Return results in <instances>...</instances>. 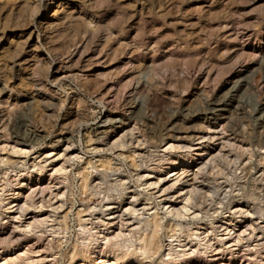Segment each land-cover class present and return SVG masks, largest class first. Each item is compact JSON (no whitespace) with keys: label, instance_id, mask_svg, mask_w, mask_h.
Instances as JSON below:
<instances>
[{"label":"rangeland","instance_id":"obj_1","mask_svg":"<svg viewBox=\"0 0 264 264\" xmlns=\"http://www.w3.org/2000/svg\"><path fill=\"white\" fill-rule=\"evenodd\" d=\"M25 1L6 0L5 2V0H0V27L6 26V28L3 29L1 27L2 29H0V55L2 53L1 50L3 51V42L11 33H14V35L10 38L12 40L19 39L18 41L21 44L24 43L22 45L23 48L25 47L24 49L28 51L29 49L31 51V48L35 45L34 41L25 39L27 38L26 35H28L29 30L35 24L22 33L19 27L13 28V25L18 23V19H21L20 16H16L23 11L22 8L24 6H22V3L25 5ZM72 1L82 6L85 10L84 12L89 14H95L96 12V15L99 14L97 12H102V8L109 6L108 10L111 11L109 16H106L107 18L105 20L101 19L103 21L98 23L102 28L105 25L104 23H107L106 21L112 18L109 21L111 22L113 20L111 23H115V25L109 23V21L106 25L109 26L108 24H110L113 31L123 28L129 38L134 33V35L137 33L140 35L142 33V37L138 36V38L139 42L142 40L144 41L142 43L145 44L141 46V49L146 54V58L143 59L144 63H147L146 68L140 74L138 71L134 72L128 62L129 57L126 55L122 56L119 58L123 61L121 63L122 65L118 67L123 66L119 71L121 75L118 73V76H115L111 80L108 74L111 75L114 71V66L118 65L116 62L117 59L110 62L103 57L100 59V64L102 65L99 63L92 64L90 70L86 73L94 74L97 71L107 73L106 77L108 76L109 81L106 78L102 89V92H107V96L104 94L103 102H99L95 95L92 96V94L88 95L86 92H81L83 99H85L84 108L80 110L84 112L83 116L80 111H75V108L69 106L71 93L69 92L67 94L65 91L67 88L66 84H70L72 87H76V85L66 74L69 75L68 72H75L77 69L82 68L85 63L95 60L90 57V52H87L78 61V56L76 57V55H73L69 59L66 58V61L65 59L60 61V58V60L57 58L52 59V55L40 46L44 51V56L50 60L48 64L50 69L46 80L48 87L65 97V107L56 113L48 108L51 103L57 101V98H54L48 90L37 89L39 88L38 85L29 84L30 87L33 86L30 88V91L34 94L38 93L41 96V102H39L38 106L45 108L42 110L43 113L38 106L35 107L29 103V100L26 98V93L0 90V200H3L4 203L3 201L2 203L5 205V209L2 208L3 206L0 207L2 214L0 215V224H8V222L14 220L15 224H18V227L21 229L25 223L32 220L31 218L34 214L41 218L46 216L51 218L46 223H36L32 231H28V233L30 232L29 234L26 233V235L28 234L27 236H33L36 232L37 234L44 235L46 239L43 241V244L38 242L31 247L29 246L30 243H24L22 239L17 240V242L15 240L6 245L1 244L0 264H159L162 253H165L170 245V238L167 234H172V231L169 229L172 220L175 219L165 210L169 204V202L167 204L165 202L169 200L177 206L180 205L183 200H181L180 193H178L179 188H189L192 182L199 187L204 186L203 190L207 189L206 193L208 194H202L204 199L203 196L200 199L202 201L201 208L207 206V211L202 209L203 212H206L205 214L201 210L200 215L196 218H192L191 214L189 217L176 218L182 226V229L178 230L176 234L183 235L179 236L180 240H182L181 244H184V248L193 246L199 249L191 257L196 255L202 257L207 261L204 264H264V228H262V226L264 227V117L261 112L262 107H264V0H161L160 7L155 4L158 0ZM151 4L154 6L150 8L149 6ZM2 5L6 7L4 6L3 9ZM194 5L196 8L200 6L199 9L197 8L198 11ZM92 7L94 10H92ZM146 7L150 8V12ZM140 8L141 10H139ZM115 9H119L120 11H116ZM216 9L219 14H217ZM51 12L52 10L49 11V13ZM209 12L210 14H208ZM7 14L9 15L6 20H10L8 22L11 24L8 22L3 23L6 21L5 15ZM74 15L76 16V14ZM116 15L118 16V20L115 17ZM86 17L88 16L86 15ZM125 17L127 21L124 19ZM138 18L141 22L137 21L139 20ZM35 19L36 21L39 20L38 15ZM75 23L77 22L72 21L70 25L72 26ZM94 23L92 22L93 25ZM116 23L120 26L116 25ZM57 31L59 30L55 32ZM152 33L154 34L152 35ZM147 45H150V48L157 47L156 58L151 57L152 52L149 51L150 49ZM8 46L13 48L15 44L11 43ZM97 46L99 45L94 43L90 44V48L92 49H95ZM249 47H260L261 51L252 61L248 60L247 62L246 60L244 62L246 63L245 66L240 71L236 72L239 68L235 67L237 70L234 72L232 66L233 55L236 52H240L242 48L250 51ZM224 50H229L231 55H224ZM169 53L177 56L178 59L180 58L179 61L182 63L179 61L176 62L181 65H176L175 61H171L170 63L167 60ZM9 58L11 57H8V61H12V58ZM181 58H183L182 60L185 62V65ZM152 61H154V65H152ZM186 62L190 65V69L188 68V64L186 65ZM172 63L175 66L169 68V66H173ZM9 64L11 65L12 63L9 62ZM167 65L166 73L164 70H155L154 68V66L161 68ZM127 67H130L129 69L131 71ZM222 67L225 68L224 72H222ZM173 68L177 69L176 73L181 71L180 74H174L172 76L171 72ZM14 69L16 67L10 69V72ZM204 69H210V76L207 81L204 80V77H202L203 79L198 78ZM229 69L232 70L230 71ZM107 70L108 72H106ZM110 71L112 72L109 73ZM157 71L161 73V76H171L164 82L167 93H163V90L159 89V87L156 89L152 88L156 75L158 74L157 77H161ZM22 75L27 81H33V76L30 74V71L23 70ZM126 77H133L132 85L138 83L137 89L132 93L134 104L131 106H123L122 103L123 98H126L128 94L125 96H123V93L122 95L118 94L119 96L117 95V97V92L115 93L114 87H109L112 84H117L120 79L119 83L126 82ZM177 77L180 78L178 79ZM175 79L178 84H175L177 83ZM138 80L139 82H136ZM174 81L175 83H173ZM180 81L186 87L181 86ZM167 82L168 86H165ZM117 86L119 87L120 84ZM108 88L110 91H105ZM158 89L160 90L159 92ZM120 96L123 97L118 100V98H121ZM115 100L117 103H115ZM218 105L224 110L212 111ZM16 115H19L23 122L21 131H32L33 133L40 134L44 138L39 143L33 145L16 144L13 138H11L9 129V124ZM121 123H124L125 127L128 128L132 126L136 127L134 133L141 139L143 144L140 145L135 153L131 150L133 146L129 148L112 146L114 139L123 131L121 128L113 130L112 124L122 127L123 125ZM107 130L110 131V134L106 136L104 141H101L96 133ZM63 137L68 138V140H63L57 146L51 145V140L54 141ZM231 143L233 144L232 146L230 145ZM170 144H174L177 148L170 149ZM200 149H203L200 151V153H204L203 155L208 153L220 155L212 159L208 163L209 165L206 166V169L205 167L203 168L205 171L196 169L197 165H199L196 164L198 163L196 154ZM119 154L121 155L119 156ZM130 154L135 156L137 163H142L143 168H145V163L149 165L150 170L148 171L152 175L147 179L146 185H139L138 182H135V176L133 179L130 177L129 171L133 170L131 167V157L127 158ZM222 155L225 156L222 157ZM168 158L170 160L174 158L173 161L175 162L173 163L172 161L171 163L170 160H166ZM215 159L216 161H214ZM102 160L109 161L112 169H120L116 172L118 175L122 173L129 177L127 181L130 187L126 191L130 192L129 194L131 192L140 193L138 194L139 201H136L137 208H141L145 204L149 208L144 211L145 215L147 213H153L155 210L154 207L158 209L157 215L161 219L160 222L163 226L160 229L161 231L157 232L156 246L158 245V251L151 260H143L142 262L143 256L135 258L132 253L134 246H130L128 249L126 247L121 248L122 250L119 249V257H116L114 254H108V252L105 253L106 255L99 252V248L97 247L100 244L99 239L86 247H83L80 242V236L86 234L81 232L79 234V219L82 221L84 219L86 225L92 227L91 231H96L97 233L104 227L98 222L100 218L107 220V217H111L113 214H119L117 211H123L125 205H127V201L130 200L123 201L119 207H115L118 206L116 204L113 205L112 207L114 208L105 210V213L102 211L104 208L92 211L90 207H87V203L91 204L94 200L99 202L94 201L97 207L99 204L105 203L106 199L104 195L110 193V191L104 190L105 184L101 185L105 191V193H102L104 191L101 192L102 195L84 193L85 189L81 186L83 173L86 174L89 172V177L97 176V174L100 175V172L106 173V169L101 166L106 165L104 164L105 162L103 164L101 163ZM88 162H95L98 170L95 171V169L88 168ZM61 167L63 169L58 170ZM152 167H159L160 169L151 170ZM40 169L41 171H39ZM177 171L180 176H178L179 178L177 177L175 182L174 178L178 173L175 175L173 173ZM194 172H197V176L193 175ZM107 173L111 174L112 171L107 170ZM117 174L108 176L106 179L112 181ZM158 175L161 178L159 184L148 187V181L158 179ZM194 176L196 179L193 181ZM171 185L173 187L165 192L162 191L163 193L159 190L161 187ZM43 186H47V189L44 191L45 193L43 192L44 194L39 193V191L32 193L35 202L42 196L45 198L44 200L46 201L43 207L40 209L30 207L24 213L23 211L21 213L18 210L14 211L16 207L14 203L17 202L14 199L21 201L24 198L22 196L31 193L32 189L35 188L38 190ZM60 189L64 191V194L60 197L57 196L56 199H64V204L53 212L52 207L48 206V204H53L52 201L55 202L56 199L52 198V200H49L51 197L49 196V192L59 191ZM12 205L13 207L11 209L6 208ZM38 205L39 202L37 203ZM238 207L243 208V210L244 208H248V214L247 212L244 214L233 213L235 209H239ZM194 209L193 206V209L191 208L190 211ZM213 209L215 211H212ZM254 209L261 211L253 213ZM109 211L113 212V214H107ZM14 214L19 215V217L16 216L15 218ZM145 215L143 214L142 216L147 218ZM129 216L132 218L129 214L123 217L122 221L125 222H122L119 217L112 219L115 221L112 224L108 223L110 225L109 232L115 229L118 230V223L120 225L123 223L121 229L124 233H127L132 229L131 224L135 221L130 220L131 218ZM148 218L150 219L151 217ZM58 221L61 222L63 227L61 235L53 234L52 231V227L56 226ZM166 228L169 229L165 230ZM211 228L215 232H211ZM16 229L18 232L20 231V229ZM148 230L139 231L141 234L140 241L137 239V231L134 232L135 236L133 235L134 237L132 239H136V244L144 243L143 239L149 237L151 233ZM180 231L181 233H179ZM202 231L203 233L200 236L207 235L206 239H209V245L206 248L204 244L198 245L197 238H194V234L187 237V234L190 232H197L199 234ZM226 232H229V234H225ZM20 233L23 234V228ZM220 237L223 238L222 242L218 241ZM174 240H172V244L179 247V242ZM204 249L206 254H204ZM71 254H75L74 257ZM15 257H17L16 260H10V258ZM183 264H201V262L200 260L189 259Z\"/></svg>","mask_w":264,"mask_h":264},{"label":"bare ground","instance_id":"obj_2","mask_svg":"<svg viewBox=\"0 0 264 264\" xmlns=\"http://www.w3.org/2000/svg\"><path fill=\"white\" fill-rule=\"evenodd\" d=\"M76 1V0H75ZM81 1V0H80ZM83 1V0H82ZM92 1V0H91ZM95 1V0H94ZM97 1V0H96ZM101 1V0H100ZM99 1V2H100ZM142 1V0H141ZM140 1V2H141ZM157 1V0H156ZM6 2V0H5ZM4 2V4H5ZM93 2V1H92ZM103 2V0L101 1ZM107 2V0H106ZM116 2V1H115ZM120 2V1H119ZM161 0H158L157 4L158 7L161 6L160 4ZM89 3V2H88ZM95 3V2H94ZM111 3V2H110ZM25 5H23L22 3V6H24V8H22V12L19 13V15H15L16 17H19L21 19H18L19 21H17L18 23L14 24L13 25V28L14 27H19L21 29V33L26 30V29H29L31 28L30 26H32L33 24H35V26L29 30V33L28 35H26L27 38L25 39H28V40H32L34 41V46L31 48V51L29 49V51L27 49H24L23 48V44H21L18 40L19 39H16V40H12L10 37L14 35V33H11L9 36H7L6 40L3 42V51L1 50V55H0V90H9V91H13L14 93H26V98L29 100V103L32 105V106H35L37 107L39 102L40 101V98L41 96L38 95V93L34 94L32 91H30V88L33 87V86H29V84H33V85H38L39 88L37 89H42V90H48L50 92V94L52 96H54V98H57V101L56 102H53L50 104V107L48 108L49 110L53 111V112H58L59 110H61L63 107H65V97L64 96H61L59 95V92L55 91L54 89H50V87H48V84H47V78H48V74H49V67H48V64L50 63V60L48 58H46V56H44V51L45 50L47 53H50L52 55V59H59L60 61H63L65 59V61L67 59H69L70 57H72L73 55H76L77 57V61L78 59L82 58L83 55H85L87 52H90V57L91 58H94L95 60H91L89 61L88 63H85V65H83L82 68L80 69H77L75 72H68L67 77L69 79H71L72 82L75 83L76 87H72L70 86V84H66L67 88L65 89V91L67 92V94H69V92L71 93V98H70V104L69 106L70 107H73L75 108V111H80V110H83L84 108V100L83 99V94H81V92H86L89 94H92L96 96V99L99 101V102H103V96L104 94L106 95L107 92L105 93L104 91L102 92V89H103V85H104V81L106 80V78L108 76H110L109 78H114L115 76H118V73H120V68H122L123 66H120L119 65H122L121 63L123 62L121 59L122 56H127L129 57V64L131 65V69H133V71L135 72H140L142 70H144L146 68V64L147 63H144L143 59L146 58V54L145 52L142 51L141 49V46L144 44L142 42V40H140L139 42V38L138 36H141L142 33H140V35L137 33L136 35L133 34V36H131L129 38V36L124 32V29L123 28H119V30H116V31H113L111 28V25L108 24L109 26H107L106 24L108 23L109 20H111L112 18H109L108 21H106L107 23H104L103 25V28L102 26H100V21H103L105 20L107 17L106 16H109L110 14V10H108V7L106 8H102V12H97L99 14L96 15V12L95 14H89L87 12H84L85 10L83 9L82 6L76 4V2H73L72 0H26ZM85 4V3H84ZM100 5H102L101 3H99ZM138 4V3H137ZM145 4V3H144ZM81 5H83V3H81ZM94 5V4H93ZM92 5V6H93ZM114 5V4H113ZM3 6V5H2ZM5 6V5H4ZM4 6L2 7L4 9ZM9 6V5H8ZM12 6V5H11ZM85 6H87V4H85ZM91 6V5H90ZM89 6V8H90ZM99 6V5H97ZM96 6V8H97ZM106 6V5H105ZM112 6V5H111ZM127 6V5H125ZM133 6V5H132ZM135 6V5H134ZM154 5L151 4L149 7H153ZM6 7V6H5ZM10 7V6H9ZM94 7V6H93ZM92 7V10H94ZM100 7V6H99ZM130 7V5H129ZM195 9L197 10V8L199 9V7L194 5ZM86 8V7H84ZM101 8V7H100ZM116 8V7H115ZM124 8V7H123ZM148 8V7H146ZM150 8H148L149 12H150ZM12 9V8H11ZM20 9H21V5H20ZM88 9V8H87ZM121 9V8H120ZM131 9V8H130ZM133 9V8H132ZM206 9V8H205ZM18 10V9H17ZM51 13H49V11H51ZM99 10V9H98ZM97 10V11H98ZM116 10V9H115ZM118 11H120L119 9H117ZM116 10V11H117ZM122 10V9H121ZM141 10V8L139 9ZM6 11V10H5ZM10 11V10H9ZM8 11V12H9ZM147 11V10H145ZM152 11V10H151ZM198 11V10H197ZM200 11V10H199ZM211 11V10H210ZM216 11L218 12V10L216 9ZM215 11V13H216ZM220 11V10H219ZM7 12V11H6ZM122 12V11H121ZM124 12V11H123ZM135 12V11H134ZM139 12V11H138ZM148 12V13H149ZM153 12V11H152ZM202 12V11H200ZM212 12V11H211ZM18 13V12H17ZM41 13V14H39ZM94 13V12H93ZM205 13V12H204ZM213 13V12H212ZM76 14V16L74 15ZM115 14V13H114ZM131 14V13H130ZM133 14V13H132ZM141 14V12H140ZM139 14V16H141ZM152 14V13H151ZM199 14V13H198ZM210 14V12L208 13ZM219 14V12L217 13ZM9 14L5 15V20L7 19V16ZM11 15V13H10ZM38 15V18L39 20L36 21V16ZM85 15V16H84ZM86 15L88 17H86ZM120 15V13H119ZM145 15V14H144ZM147 15V14H146ZM159 15V14H158ZM161 15V14H160ZM207 15V14H206ZM205 15V17H206ZM214 15V13H213ZM130 16V15H128ZM134 16V15H133ZM200 16V15H199ZM209 16V15H208ZM207 16V17H208ZM111 17V16H110ZM116 18L118 17L117 15L115 16ZM204 17V16H202ZM120 18V17H119ZM121 18H123V16H121ZM136 18V17H135ZM140 18V17H139ZM138 18V19H139ZM157 18V17H156ZM211 18H212V15H211ZM215 18V17H214ZM16 20V18H14ZM103 19V20H101ZM125 20L127 19L126 17L124 18ZM132 19V18H131ZM213 19V18H212ZM118 20V18H117ZM123 20V21H125ZM145 20V19H144ZM200 20V19H199ZM10 21V20H8ZM7 20L4 21L3 23L5 22H8ZM44 21V22H43ZM77 22L75 24H73L72 26L70 25L71 22ZM113 21V20H112ZM111 21V22H112ZM116 21V20H115ZM127 21V20H126ZM125 21V22H126ZM130 21V20H129ZM137 21H140L137 20ZM13 22V20H12ZM15 22V21H14ZM92 22L94 23V25L92 24ZM109 21V23H111ZM122 22V21H121ZM124 22V24H125ZM141 22V21H140ZM9 23V22H8ZM119 23V22H118ZM118 23H116V25H119ZM170 23V22H169ZM172 23V22H171ZM11 24V23H9ZM8 24V25H9ZM102 24V23H101ZM111 24H114L115 23H111ZM144 24V23H143ZM2 25V23H1ZM4 25V24H3ZM5 26V25H4ZM1 26L3 29L6 28V26ZM120 26V25H119ZM142 26V25H141ZM144 26V25H143ZM154 26V25H153ZM158 26V25H157ZM237 26V25H236ZM0 27V29H2ZM9 27V26H8ZM12 27V26H11ZM118 27V26H116ZM159 27V26H158ZM161 27V26H160ZM132 28V27H131ZM153 28V27H152ZM163 28V27H162ZM160 28V29H162ZM12 29V28H10ZM15 29V28H14ZM127 29V28H126ZM125 29V30H126ZM155 29V28H154ZM6 30V29H5ZM56 30H59L57 32H55ZM149 30V29H148ZM4 31V30H3ZM2 31V32H3ZM137 31L139 32V30L137 29ZM136 32V31H135ZM141 32H143L141 30ZM237 32V31H236ZM130 33V32H129ZM156 33V31H155ZM238 33V32H237ZM154 33H152L153 35ZM131 35V34H130ZM143 35V34H142ZM151 35V34H150ZM156 35V34H155ZM1 36V35H0ZM142 37V36H141ZM236 37V36H235ZM1 38V37H0ZM158 38V37H157ZM26 41V40H25ZM24 41V42H25ZM244 41V40H243ZM22 42V40H21ZM99 42V43H98ZM11 43H14L15 46L13 48L9 47L8 45H10ZM26 43V42H25ZM97 44L99 46L95 47V49H92L90 48V44ZM160 43V42H158ZM155 44H157L155 42ZM7 45V46H6ZM145 45V44H144ZM27 46V45H26ZM43 47L44 49L42 50L41 47ZM148 46V45H147ZM146 46V47H147ZM150 46V45H149ZM148 46V47H149ZM29 47V46H28ZM145 47V46H144ZM180 47V46H179ZM184 47V46H183ZM90 49V51H89ZM149 51L152 52V56L153 58H156V52H157V47H149ZM182 49V48H181ZM250 51H246L244 50V48H242L240 50V52H236L233 58V68H234V72L237 70L236 68H239V70H237L236 72L240 71L242 69V67L245 66L246 63V60L248 62V60H253L255 59L256 55L261 51V48L258 47V48H252V47H249ZM148 50V49H147ZM177 50V49H176ZM223 50V49H222ZM226 50V49H225ZM224 50V51H225ZM172 51V50H171ZM223 51V52H224ZM224 55L226 56H230L231 53L229 52V50L225 51L224 52ZM94 56V57H93ZM97 56V57H95ZM8 57H11L12 58V61H8ZM89 57V56H88ZM105 57L106 60L108 61H114L115 59H117V66H114L115 68L110 71L108 74V76L106 77L107 73H101V72H98L97 73H94V74H88L86 72H88L90 70V66H92V64H96V63H99L101 62V58ZM192 57V56H191ZM200 57V56H199ZM204 57V56H202ZM255 57V58H254ZM9 58V59H11ZM67 58V59H66ZM90 58V59H91ZM206 58V57H205ZM76 59V58H75ZM87 59V57H86ZM180 59V58H179ZM178 57L177 56H173V54H168L167 56V60L171 63V61H179ZM183 58H181L182 60ZM198 59V58H197ZM89 60V58L87 59ZM186 60V59H184ZM190 60V59H189ZM188 60V61H189ZM59 61V62H60ZM75 61V62H77ZM183 61V60H182ZM196 61V60H195ZM204 61H206L204 59ZM9 62H11L12 64L10 65ZM87 62V61H86ZM119 62V63H118ZM168 62V63H169ZM174 62V63H175ZM180 62V61H179ZM194 62V61H192ZM202 62V61H200ZM232 62V61H231ZM57 63V62H56ZM74 63V62H73ZM113 63V62H112ZM152 65H154V61L151 62ZM169 63V64H170ZM172 63V65L174 64ZM182 63V62H180ZM179 63V64H180ZM185 62L183 61V64ZM190 63V62H189ZM196 63V62H195ZM229 64V62H227ZM77 64V63H76ZM108 64V62H107ZM110 64V63H109ZM176 65L178 64V62L175 63ZM178 64V65H179ZM188 63L186 62V65ZM192 64V63H191ZM222 64V63H221ZM10 65V66H9ZM69 65H72V64H69ZM79 65V64H78ZM102 65V64H100ZM105 65V64H104ZM126 65V64H125ZM124 65V66H125ZM181 65V64H180ZM185 65V64H184ZM193 65V64H192ZM201 65V63H200ZM230 65V64H229ZM99 66V65H98ZM175 65L173 66H169V68L171 67H174ZM189 64H188V68H189ZM197 66V64H196ZM199 66V65H198ZM12 72H10V69H13L15 68ZM67 67V66H66ZM74 67V66H72ZM202 67V66H200ZM224 67V66H223ZM222 67V68H223ZM226 67V66H225ZM236 67V68H235ZM69 68V66H68ZM76 68V67H75ZM128 68V67H127ZM130 68V67H129ZM128 68V69H129ZM155 70H164V72L166 73V70L168 68V65L167 66H163L161 68H156L154 66ZM181 68V67H180ZM187 68V67H186ZM211 68V67H210ZM230 68V67H229ZM124 69V68H123ZM190 69V68H189ZM193 69V68H192ZM25 70V71H30V74H32V78H33V81L29 82L27 81L23 75H22V71ZM59 70V69H57ZM62 70V69H61ZM67 70V69H66ZM70 70V69H69ZM170 70V69H169ZM177 69H172V76L175 74H180L179 73H176ZM188 70V69H187ZM210 69H204L202 72H201V75L198 76V78H202L204 77V80H208L209 76H210ZM221 70V69H220ZM219 70V71H220ZM223 70V71H222ZM221 71L224 72L225 68H223ZM230 70V69H229ZM232 70V69H231ZM230 70V71H231ZM129 71H131L129 69ZM190 71V70H189ZM220 71V72H221ZM228 71V69H227ZM93 72V71H92ZM108 72V70L106 71ZM122 72V70H121ZM170 72V71H168ZM192 72V70H191ZM221 72V73H222ZM229 72V71H228ZM12 73V74H11ZM27 73V72H26ZM123 73V72H122ZM125 73V72H124ZM157 73H159V71H157ZM170 73V75H171ZM187 73H190V72H187ZM227 73V72H226ZM136 74V73H135ZM155 74H156V71H155ZM161 73H159V76ZM225 74V73H224ZM121 75V73H120ZM119 75V76H120ZM158 75V74H157ZM156 75V78H155V83H154V86H152V88H158L163 90L162 92L163 93H167L165 88L164 87V82H166V80H168L170 77L169 75H167L166 77L165 76H161V77H157ZM182 76H184L183 74H181ZM134 76V75H133ZM136 76V75H135ZM102 77V78H101ZM121 77V76H120ZM123 77V76H122ZM131 77V76H130ZM139 77V76H138ZM190 77V76H189ZM133 78V77H132ZM132 78H129V77H126L125 80H127L126 82L124 81V83H119L117 82V84H112L110 85L109 87H114V90H115V93H116V96L118 94H121L123 93V96H125L126 94L127 97L126 98H123L122 100V103H123V106L124 105H132L134 104L133 102V97H132V93L137 89L138 87V83H136V85H132ZM178 78V77H177ZM180 78V77H179ZM178 78V79H179ZM186 78V77H185ZM191 79V78H190ZM203 79V78H202ZM108 80V78H107ZM176 80V79H175ZM188 80V79H187ZM109 81V80H108ZM116 81V80H115ZM114 81V82H115ZM189 81V80H188ZM203 81V80H202ZM111 82V81H110ZM136 82H139L136 81ZM177 82V80H176ZM184 82V81H183ZM172 83V82H171ZM175 83V81L173 82ZM181 83V86L185 85V84H182V82L180 81ZM205 83V82H204ZM203 83V84H204ZM106 84V83H105ZM120 84V86L118 87L117 85ZM140 84V83H139ZM168 84V82L165 84V86ZM175 84H178L175 83ZM188 84V83H187ZM132 85V87H131ZM171 85V84H170ZM173 85V84H172ZM205 85V84H204ZM168 86V85H167ZM36 87V86H34ZM170 87V86H169ZM186 87V86H184ZM107 88V87H106ZM151 88V87H150ZM172 88V86H171ZM158 89V92L160 91ZM170 89V88H169ZM186 89V88H185ZM109 90L106 89L105 91ZM122 90H124V92H122ZM151 90V89H150ZM110 91V90H109ZM155 91V90H154ZM114 92V91H113ZM109 93V92H108ZM85 94V93H84ZM178 94V93H177ZM87 95V94H86ZM130 95V96H129ZM233 95V94H232ZM107 96V95H106ZM119 96V95H118ZM117 96V97H118ZM122 96V97H123ZM173 96V95H172ZM171 96V97H172ZM121 97V96H120ZM121 98H118L119 99H122ZM232 97V96H231ZM116 98V97H115ZM174 98V97H173ZM117 100V99H116ZM115 100V101H116ZM27 101V100H26ZM114 101V102H115ZM121 101V100H120ZM125 101V102H124ZM119 102V101H118ZM117 103V101L115 102ZM42 104V103H41ZM42 106V105H41ZM29 107V106H28ZM39 107V106H38ZM122 107V106H121ZM40 108V111L44 110L45 108L43 107H39ZM131 108V107H130ZM215 112L216 111H221V110H224L220 107V105L216 106V108H213ZM39 110V109H38ZM136 112V111H135ZM261 112H262V115L264 117V107H262L261 109ZM43 113V111H42ZM79 113V112H78ZM81 115L83 116L84 112L83 111H80ZM135 114V113H134ZM217 114V112H216ZM215 116V115H213ZM221 118V117H220ZM116 122V121H115ZM123 126L122 127H119V125H116V124H112L113 126V130L114 129H117V128H121L123 131L122 133L116 138L114 139L113 143H112V146H117V147H131L133 146V148L131 149L132 152L135 153V151H137L140 147V145H142V141L141 139H139L136 134L134 133L136 127L135 126H132L130 128L128 127H125V124L124 123H121ZM23 125V122L21 121V118L19 115H16L10 122L9 124V129H10V135H11V138H13L14 142L16 144H28V145H33V144H36V143H39L41 141L42 137L40 134H36V133H33L32 131L29 132L27 130H23L21 131V127ZM106 125V124H105ZM105 125H102V126H105ZM38 131V129H37ZM101 132V133H100ZM96 134H98V138L101 140V141H104L106 136L110 134V131L107 130V131H99L97 132ZM212 138V137H211ZM214 138V137H213ZM63 140H68V138H59L57 140H51L50 143L52 146H57L60 142H62ZM212 141V140H210ZM208 141V142H210ZM110 142V141H109ZM223 144H225L224 142H222ZM202 145V144H201ZM204 145V144H203ZM231 146L233 145L232 143L230 144ZM106 146V145H105ZM210 146V145H209ZM223 146V145H222ZM68 148V146H66ZM201 147V146H200ZM169 148L170 149H174V148H177V146H175L174 144H170L169 145ZM223 148V147H222ZM230 148V147H229ZM241 148V147H240ZM119 149V148H118ZM239 149V148H238ZM203 150V149H200L197 151V158L196 160H198V163L196 164H199L197 165V170H200L202 169V171L204 170L203 168L205 167L206 169V166L209 165L208 163L214 159V158H217V155L220 156L219 154L217 155H212L210 153L206 154V155H203L204 153H200V151ZM247 150V149H246ZM203 152V151H202ZM121 154H119L120 156ZM137 155H140V154H137ZM225 156V155H224ZM222 155V157H224ZM128 157H131V161H132V164H131V167L133 168L132 171H129V174H130V177H133L135 176V182L140 185V184H145L147 183V179L151 177V173L149 169V165L147 163L144 164V167L143 168L142 166V163L136 161V158L134 155L130 154L127 156ZM184 157V156H183ZM193 158V157H192ZM218 158H221V157H218ZM3 160V158H1ZM188 159V158H187ZM194 159V158H193ZM225 159H227L225 157ZM166 160H170L169 158L166 159ZM174 160L171 159L170 162L172 163V161ZM195 160V161H196ZM216 161V159L214 160ZM213 161V162H214ZM231 161V160H230ZM105 162V163H104ZM169 162V163H170ZM175 161H173L174 163ZM223 162V161H222ZM3 163V161H2ZM101 163L103 164H106V165H101L104 169H106V173H101L100 172V175L97 174V176H94V177H89L88 173L84 174L83 173V177H82V182H81V186L85 189L84 193H87V194H93V195H96V194H101L102 191H110L109 194H106L104 195V198L106 199V202L105 203H102V204H99V206L97 207V204L95 202L97 201H93L91 204L90 203H87V207H90V209L93 211V210H100L102 208V211L104 212L105 210H109V208H114L112 207L113 205H118V206H115V207H119L120 204L125 201V200H128L127 201V205H125V208L124 210L122 211H117L119 212V214L117 213V215H114L113 212H110L107 213V214H113L112 216L111 215H108V216H111V217H107V220L103 219V218H100V220L98 222L101 223V225H103L104 227L101 229V231L97 232L94 231L92 232L91 228L92 227H88L86 225V221L83 219V221L81 219H79V234L80 232L83 233V234H86V235H81V244L83 245V247L85 246H88L89 244H92L93 242H96L98 239H99V243L98 244V248H99V252H101L102 254H105L108 252V254H114L116 257H119V252L121 248H124L126 247V249H128L130 246H134V250H133V254L136 257L138 256H143L142 258V262L143 260L147 261V260H151L153 258V256L157 253L158 251V248L156 246V236H157V232L161 231V227L163 226L162 223L160 222L161 219L158 218V209L157 207H154V211L153 213L149 214L147 213V215H145L144 211L145 210H148L149 208H147V206L145 205H142L141 208H137L136 207V201H139L138 200V194H140L138 192V194L136 192H131V194H129L130 192H127L126 190L130 187L128 185V181H127V178H129L127 175H123L122 173L119 175L116 173L117 171H119L120 169H116V168H113L110 166V162L109 161H104L102 160ZM170 163V164H171ZM215 163V162H214ZM169 164V165H170ZM216 164V163H215ZM175 165V164H174ZM211 165V164H210ZM87 166L88 168L90 169H97V165L92 162H88L87 163ZM214 166V165H213ZM160 167V166H159ZM157 167V168H159ZM166 167V166H165ZM210 167V166H209ZM156 167H152L151 170L153 169H157ZM163 168V167H161ZM184 168V167H183ZM182 168V169H183ZM42 169V167H41ZM41 169L39 171H41ZM63 169V167L59 168L58 170H61ZM103 169V170H104ZM160 169V168H159ZM185 169V168H184ZM107 170H111L112 173L111 174H108L107 173ZM186 170V169H185ZM194 171V170H193ZM205 171V170H204ZM211 171V170H210ZM99 172V171H98ZM90 173H92L90 171ZM158 173V172H157ZM177 172L173 173L174 175L177 174ZM181 173V172H180ZM183 173V171H182ZM193 173V172H192ZM197 172H194L193 175H196ZM116 175L117 176L111 181V180H107L106 178L108 176H111V175ZM180 176V174L178 173L176 175V177L174 178V181L176 182L177 180V177ZM154 177V176H153ZM158 179L154 180V181H148V184L147 186H151V185H157L159 184L161 178L160 176L158 175L157 176ZM179 178V177H178ZM257 178V177H256ZM195 176L193 178V181H194ZM145 180V182H143ZM102 184H105V189L103 190L102 189ZM146 185V184H145ZM174 185V184H173ZM173 185L171 186H164V187H161L159 188V190H161V192H165L166 190H170ZM50 188V187H48ZM204 186H197L194 182H192V184H190V187L189 188H183V187H180L179 188V192L180 193V196H181V200L182 203L180 205H176V204H173L171 201L167 200L165 202V204H167V202H169V204L166 206L165 210H167L168 213H170L175 219L172 220V224L170 225V229L169 228H166L165 230L169 229L172 231V234H167V236L170 238V245L169 247L167 248V251H165V253H162V257L160 259V262L159 264H183L185 263L187 260L189 259H196L197 261L200 260L201 264L203 263H206L207 261L205 259H203L202 257H198V255L194 256V257H191L193 255H195V253L198 252V248L197 247H193V246H189L188 248H184V244L182 243L181 244V241L179 236H183L182 234L180 235H176L177 234V231L182 229V226L180 224V222L178 221V219L180 217H184V216H188L191 214V217L192 218H196L200 215V212L202 209H204V211H207L206 208L207 206H203L205 208H201L202 206L201 203L202 201L200 200L201 197L205 194H208L206 193L207 189L203 190ZM47 189V186H43L41 188H39L38 190L37 189H32L31 193L29 194H26L22 197H24L21 201L18 200V199H14V201H17V202H11V203H14V205L16 206L14 211L15 210H18V212H22L24 213V211L26 212V210H28L30 207H33V208H41L43 207L45 204V201L44 200L45 198L42 196L38 201H34L33 200V197H32V193H36L37 191H39V193H43L45 190ZM145 189V188H144ZM185 189V190H184ZM50 190V189H49ZM102 192V193H105ZM134 191V190H133ZM162 192V193H163ZM45 193V192H44ZM43 193V194H44ZM205 193V194H204ZM40 194V195H41ZM64 194V191L63 190H57L55 192L53 191H50L49 192V196L50 199L49 200H52V198H55L57 196H63ZM86 194V195H87ZM182 194V195H181ZM203 194V195H202ZM210 194V193H209ZM102 195V194H101ZM164 195V194H163ZM99 196V195H98ZM146 196V195H145ZM144 196V197H145ZM168 196V195H167ZM207 196V195H206ZM210 196V195H209ZM100 197V196H99ZM103 197V196H101ZM147 197V196H146ZM140 198V196H139ZM165 198H166V195H165ZM170 198V197H169ZM168 198V199H169ZM54 199V200H55ZM102 199V198H101ZM104 199V200H105ZM143 199V198H142ZM146 199V198H145ZM144 199V200H145ZM203 199H204V196H203ZM202 199V200H203ZM64 200V199H63ZM62 198L60 199H56L55 202H53V205L52 203H49L48 206L52 207V210L54 212V210L60 208L64 202H63ZM147 200V199H146ZM145 200V201H146ZM165 200V199H164ZM3 201V200H2ZM2 201L0 200V207L4 208L5 205H3ZM99 201V200H98ZM101 201V200H100ZM142 201V200H141ZM201 201V202H200ZM39 202V205L37 206V203ZM103 202V201H102ZM171 202V203H170ZM10 203V204H11ZM99 203V202H97ZM94 204V205H93ZM203 205V204H202ZM95 206V207H94ZM193 206H194V210L190 211L191 208L193 209ZM12 206H8L6 208H12ZM153 207V206H152ZM150 207V208H152ZM122 208V207H121ZM235 208V207H234ZM239 208V207H238ZM257 208V207H256ZM260 208V207H259ZM5 209V208H4ZM8 209V210H10ZM212 209V208H211ZM216 209V207H215ZM215 209H213L212 211H215ZM220 209V208H219ZM264 209V208H263ZM209 210V209H208ZM222 210V209H221ZM13 211V212H14ZM190 211V212H189ZM220 211V210H218ZM261 211V210H259ZM259 211H256L255 209L253 210V213L255 212H259ZM264 211V210H263ZM10 212V211H9ZM101 212V211H100ZM102 212V213H103ZM106 212V211H105ZM104 212V213H105ZM217 212V211H216ZM245 212H249V209L248 208H239V209H235L233 213H238V214H244ZM251 212V211H250ZM3 213V212H2ZM202 213H206V212H203L202 210ZM208 213V212H207ZM213 213V212H212ZM252 213V212H251ZM13 214V213H12ZM126 214H129L132 216V218L129 216V218H131L130 220L134 221L132 224H131V227L132 229H130L127 233H124L121 229V226L123 225V223H121V225L118 223L119 227H118V230H114L112 232H109V224H112L113 221L115 220H112L114 218H117L119 217L120 220L122 221L123 217L126 216ZM145 215L147 216V218H144L142 215ZM237 214V215H238ZM262 215V213H260ZM0 215L1 212H0ZM9 215V214H8ZM15 215V214H14ZM202 215V214H201ZM234 215V214H233ZM232 215V216H233ZM259 215V214H258ZM12 216V215H11ZM16 216L19 217V215H15L14 217L16 218ZM209 216V215H208ZM1 217V216H0ZM10 217V216H8ZM55 217V216H54ZM148 217H151L150 219ZM236 217V216H235ZM260 217V216H259ZM262 217V216H261ZM50 217H39L38 215L34 214L33 217L31 218L32 220L28 221L27 223H25L24 227L22 226L23 228V234L20 233V231H22V228L20 229L18 227V224H15L14 220L13 221H10L8 222V224H0V245L1 244H10L12 242H14L16 240H19V239H22L24 243H30L29 246H34V244L36 243H40L43 244V241H45L46 237H44V235H41V234H34L33 236H27L33 229V226L36 225V223H46L48 221ZM162 218V217H161ZM178 218V219H176ZM208 218V217H206ZM11 219V218H10ZM51 219V218H50ZM54 220V219H52ZM57 220V219H56ZM119 220V222H120ZM122 222H125V221H122ZM211 222V221H210ZM263 222V221H262ZM7 223V222H6ZM114 223V222H113ZM212 223V222H211ZM230 223V222H229ZM21 227V226H20ZM168 227V226H167ZM214 227V226H213ZM256 227V226H255ZM254 227V228H255ZM259 227V226H258ZM20 229V231L18 232L17 229ZM164 228V227H163ZM162 228V229H163ZM227 228V227H226ZM262 228H264L262 226ZM52 231H53V234H58V235H61V233L63 232V227H62V224L60 221L57 222L56 226H53L52 227ZM150 230L151 231V235L149 234V237H145L143 239L144 243H138L136 244V239H132L135 235H134V232L137 231V236L139 239V241L141 240V234L139 233L140 230L142 231H147V230ZM229 229V228H228ZM31 230V231H30ZM108 230V231H107ZM148 230V232H149ZM168 230V231H169ZM216 230V229H215ZM255 230V229H254ZM262 230V229H261ZM28 231H30L28 233ZM211 232L214 231L210 230ZM227 231V230H226ZM264 231V229H263ZM210 232V233H211ZM215 232V231H214ZM26 233H28L26 235ZM101 233V234H99ZM181 233V231L179 232ZM189 233V232H188ZM203 231L201 233H197V232H190L189 234H187V237H190L192 234H194V238H197V242H198V245L199 244H204L205 245V248L209 245V239H206V236L207 235H203V236H200V234H202ZM52 234V233H51ZM225 234H229V232H226ZM134 235V236H133ZM185 235V234H184ZM79 236V235H78ZM239 237V236H238ZM185 238V237H184ZM193 238V237H191ZM190 238V239H191ZM177 240L179 242L178 246L177 245H173L172 244V240ZM80 240V239H79ZM174 240V241H175ZM219 242H222L223 241V238L220 237L218 239ZM192 242V241H191ZM50 244V242H48ZM45 244H47L45 242ZM97 244V243H96ZM189 244V243H188ZM51 245V244H50ZM4 246V245H3ZM10 246V245H9ZM225 246V245H224ZM177 247V248H176ZM186 247V246H185ZM212 247V246H211ZM47 248V247H46ZM210 248V247H209ZM81 250V249H80ZM84 250V249H83ZM95 250V249H94ZM122 250V249H121ZM97 251V250H96ZM257 251V250H256ZM81 252V251H80ZM122 252V251H121ZM200 252V251H199ZM73 253V252H72ZM194 253V254H193ZM233 253V251H232ZM124 254V253H122ZM192 254V255H191ZM204 254L205 253V249H204ZM229 254V253H228ZM72 255V254H71ZM75 254L72 255V257H74ZM106 255V254H105ZM133 256V255H132ZM166 256V257H165ZM241 256V255H240ZM165 257V258H164ZM206 257V256H205ZM245 257V255H244ZM17 257L15 258H10L11 261H14L16 260ZM249 261V260H248ZM256 262V261H255ZM198 263V262H197ZM143 264V263H142ZM145 264V263H144Z\"/></svg>","mask_w":264,"mask_h":264}]
</instances>
